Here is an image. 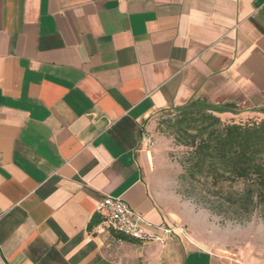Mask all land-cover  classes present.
<instances>
[{
    "label": "crops",
    "instance_id": "0c3cea01",
    "mask_svg": "<svg viewBox=\"0 0 264 264\" xmlns=\"http://www.w3.org/2000/svg\"><path fill=\"white\" fill-rule=\"evenodd\" d=\"M199 105L264 118V0H0V264H264L151 187L149 122ZM108 195L188 235L119 238Z\"/></svg>",
    "mask_w": 264,
    "mask_h": 264
},
{
    "label": "rangeland",
    "instance_id": "374dc122",
    "mask_svg": "<svg viewBox=\"0 0 264 264\" xmlns=\"http://www.w3.org/2000/svg\"><path fill=\"white\" fill-rule=\"evenodd\" d=\"M264 115V111H259ZM181 111L157 113L149 122L150 184L166 208L180 214L190 232L208 246L237 256H264V188L243 181H214L193 173L188 124ZM252 116L220 115L224 123ZM238 116V117H237ZM262 116V115H260ZM259 120V118H258Z\"/></svg>",
    "mask_w": 264,
    "mask_h": 264
},
{
    "label": "trees",
    "instance_id": "16d2710c",
    "mask_svg": "<svg viewBox=\"0 0 264 264\" xmlns=\"http://www.w3.org/2000/svg\"><path fill=\"white\" fill-rule=\"evenodd\" d=\"M186 129L193 173L211 177L214 181H243L264 188V118L252 117L245 122L224 123L206 106H191L180 110ZM259 118V120H258ZM94 216L90 227L99 222ZM119 238L129 237L113 231Z\"/></svg>",
    "mask_w": 264,
    "mask_h": 264
},
{
    "label": "built area",
    "instance_id": "2783aa9c",
    "mask_svg": "<svg viewBox=\"0 0 264 264\" xmlns=\"http://www.w3.org/2000/svg\"><path fill=\"white\" fill-rule=\"evenodd\" d=\"M147 139V137H144ZM99 210L106 217L108 224L116 231L141 242H157L163 247L167 244L168 236L178 232L188 235V229L180 224L165 226L161 233L143 228L139 223V215L120 197L106 196L99 204Z\"/></svg>",
    "mask_w": 264,
    "mask_h": 264
}]
</instances>
